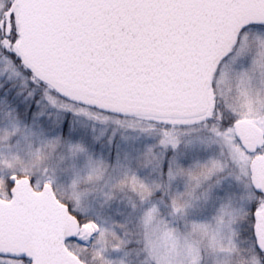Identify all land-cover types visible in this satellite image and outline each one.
I'll return each instance as SVG.
<instances>
[{"label":"snow or ice","instance_id":"1","mask_svg":"<svg viewBox=\"0 0 264 264\" xmlns=\"http://www.w3.org/2000/svg\"><path fill=\"white\" fill-rule=\"evenodd\" d=\"M0 264H264V0H0Z\"/></svg>","mask_w":264,"mask_h":264}]
</instances>
